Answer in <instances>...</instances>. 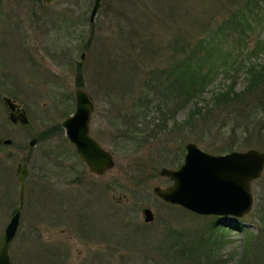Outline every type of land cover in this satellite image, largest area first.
I'll return each instance as SVG.
<instances>
[{"label":"rangeland","instance_id":"1","mask_svg":"<svg viewBox=\"0 0 264 264\" xmlns=\"http://www.w3.org/2000/svg\"><path fill=\"white\" fill-rule=\"evenodd\" d=\"M235 1L101 0L90 22L93 0H52L51 5L42 0L31 3L34 7L27 0H0V40L29 43L37 64L34 69L19 64V86L11 93L29 122L12 123L0 105V243L18 202L17 163L29 168L11 264H264V171L252 181L253 204L241 217L197 214L152 192L155 185L171 184L160 169L178 168L187 142L212 154L264 151V113H259L264 107L254 109L256 117L229 103L207 111L210 96L231 79L235 90L242 88L241 62L264 58V52H253L264 43V0H257L263 15L250 19L253 31L230 40L238 66L212 80L198 100L201 115L188 118L189 106L169 119L167 103L164 111L140 119L141 129H133L136 109L130 106L145 90L156 89L150 83L155 73L177 61L176 48L184 40L176 38L189 34L192 47L238 7ZM29 8H35L31 15L37 13L34 21ZM37 9L61 11L62 22L47 23ZM78 74L94 102L90 135L114 156L113 167L101 174L89 172L61 126L75 110ZM159 117H168L166 125L149 136ZM256 121L260 126L254 129ZM121 122L132 135L124 141ZM34 136L39 139L29 146ZM6 138L10 144L3 143ZM144 207L154 215L151 222L143 219ZM204 238H209L206 246Z\"/></svg>","mask_w":264,"mask_h":264},{"label":"water","instance_id":"2","mask_svg":"<svg viewBox=\"0 0 264 264\" xmlns=\"http://www.w3.org/2000/svg\"><path fill=\"white\" fill-rule=\"evenodd\" d=\"M101 0H93L90 22L94 20ZM75 110L61 122L65 135L74 146L90 172L101 174L114 165L113 153L104 148L90 135V116L94 110L91 96L82 87L74 90ZM8 117L12 123L27 124L26 111L16 102L4 97ZM38 136L28 144L34 146ZM3 143L10 144L6 138ZM186 152L179 168L162 167L160 175L171 179V184L152 188L154 195L163 201L179 205L184 209L202 215H232L241 217L252 207L251 183L264 171V151L256 148L231 150L223 154H212L200 149L194 142L185 144ZM29 173L26 163L18 162V204L11 212L0 243V264H11L10 244L20 223L24 204V181ZM145 222H151L154 215L149 207L142 209Z\"/></svg>","mask_w":264,"mask_h":264},{"label":"trees","instance_id":"3","mask_svg":"<svg viewBox=\"0 0 264 264\" xmlns=\"http://www.w3.org/2000/svg\"><path fill=\"white\" fill-rule=\"evenodd\" d=\"M250 1L236 0L235 3L238 7L228 10L226 16L223 17L224 20L217 28L198 39L192 47L187 43L188 40H192L191 37H188L189 34L179 35L176 38V40H184L176 48L177 61L172 62L166 69L159 70V73H155L151 77L150 83L155 84L156 89L153 90L151 87L145 90L144 94L140 96L141 99L139 98L130 105L136 109L135 114L132 116L134 118L133 129L134 127L141 129L139 124L141 121L139 120H142L147 114L150 115V112L156 114L159 111H164L167 103V108L171 110L169 119L173 118L179 110H184L189 106H193V109L190 107L188 110V118L202 114V108L198 106V100L203 97L212 80L219 73L229 76L233 68L235 69L238 66L234 63L237 61V55L234 54L233 47H230V40H236V38L239 40L242 34L247 36V32L252 29L250 19L256 20V17L263 15L261 11L263 5L257 0H253L254 3L249 6ZM225 44L229 45L228 51L224 48ZM253 52L255 54L264 52V43L260 42L253 49ZM241 63L244 75L242 88L238 91L235 90V79H231L225 88H220L210 96L208 104L210 107L207 111L229 103L232 106L241 107L240 111H248L250 115L256 117L258 113L254 109L260 106L264 107V58L254 62L249 60L248 63ZM231 67L233 68L230 70ZM79 77L80 74L76 78L77 86H81L82 83L79 81ZM150 93H152L151 96ZM262 112L264 113V108L259 111V113ZM165 119L168 120V117ZM165 119L159 117L161 124H151L153 128L148 131V135L155 137L162 125H166L164 123ZM258 122H253L254 129L258 125L260 126V122ZM247 124L245 122L243 126L247 127ZM121 125L126 126L125 130L119 132L124 141L128 135L130 137L132 135L128 132L129 126L127 123L121 122ZM261 127L260 130L264 131V126ZM49 132L52 133L50 130ZM201 238L197 237L196 244L201 245ZM208 240L204 238V246H206ZM208 253H205V255L208 256Z\"/></svg>","mask_w":264,"mask_h":264},{"label":"flooded vegetation","instance_id":"4","mask_svg":"<svg viewBox=\"0 0 264 264\" xmlns=\"http://www.w3.org/2000/svg\"><path fill=\"white\" fill-rule=\"evenodd\" d=\"M27 1L30 2V7H34V6H31V3H32V5L36 6V5L40 4L42 0H27ZM51 1L52 0H44V2L47 5H51V3H52ZM34 9L31 10V8H29V13H28L29 19L32 17L33 21H34V19H36L38 17L36 12H34L35 14L31 15V12L35 11ZM30 10H31V12H30ZM37 10L39 11V13L40 12L44 13L43 18H44V21H46L47 23H51V22L59 23L60 21L62 22V19H63L62 12L59 10H57V11H50V10L48 11L47 10L46 12H44L42 9H37ZM24 18L29 20L26 16H24ZM19 44H21V47L19 46ZM28 44L29 43L24 44L22 40H21V43H17L16 41H13V40H0V105H4V107H5V103L3 100L4 97H8L11 100H13L14 102H16V99L13 97V95L11 93L17 91L18 86H19L18 78L21 77V75L19 74V76H17V74H16L17 70L20 68L19 64H23L24 66L29 67V69H32L34 66H37V64H35L33 62L34 57H35V54H34L35 48L33 46H29ZM16 45H18L17 49H15ZM16 51H17V53H16ZM19 52H20L19 58L14 57V56L18 55ZM38 55H39V57H41L40 56L41 54L39 52H38ZM23 65H21V66H23ZM28 84H30V83H28ZM64 135H65V132H64ZM65 137H66V135H65ZM68 142H69V140H68ZM73 149H74V146H73ZM74 152L76 153L75 149H74ZM76 155H77V153H76ZM80 160H81V158H80ZM83 164H84V162H83ZM26 190H27V186H26V179H25V181H24V202H25ZM17 204H18V202H17ZM23 207H24V204H23ZM22 210H23V208H22ZM22 210H21V212H22ZM20 216H21V214H20Z\"/></svg>","mask_w":264,"mask_h":264}]
</instances>
